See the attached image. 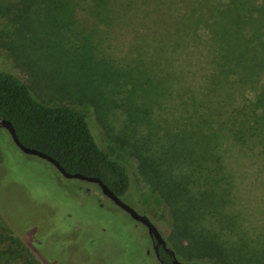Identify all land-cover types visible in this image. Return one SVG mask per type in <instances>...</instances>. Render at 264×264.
<instances>
[{"label":"rangeland","instance_id":"obj_1","mask_svg":"<svg viewBox=\"0 0 264 264\" xmlns=\"http://www.w3.org/2000/svg\"><path fill=\"white\" fill-rule=\"evenodd\" d=\"M16 3L0 0V72L21 79L45 104L83 115L108 157L130 172L132 187L123 201L150 217L167 239L165 230L173 223L172 213L153 183L151 142L144 124H127L125 98L129 97L122 87L125 74L120 71L133 70L136 76L137 67L171 68L180 74L175 81L179 87H191L200 94L213 69L205 59L207 50L185 36L180 47L166 52L161 49L160 34L180 32L189 22L190 26L197 24L212 15L213 4L209 0H101L105 11L98 16L87 11L92 0H79L76 7L74 2L61 0V11L51 13L57 35L41 42L39 37L47 30L42 31L36 23L39 18ZM207 32L201 29V34ZM49 46L57 52L52 59L42 51ZM156 57L163 65L156 66ZM246 92L248 98L254 94ZM179 93L160 96L177 115L182 112ZM236 99L244 100L241 93ZM174 128L185 139L186 152L197 159L196 130L181 120ZM0 142L6 151L5 161L0 158V225L8 227L40 264H160L148 229L94 185L66 179L48 163L13 148L3 128ZM219 149L229 172L218 181L227 185V208L239 213L249 236L264 245V158L258 149L241 150L232 144ZM82 189L96 198L95 205L88 203ZM173 245L181 262L216 264L189 252L186 239L175 238Z\"/></svg>","mask_w":264,"mask_h":264},{"label":"trees","instance_id":"obj_2","mask_svg":"<svg viewBox=\"0 0 264 264\" xmlns=\"http://www.w3.org/2000/svg\"><path fill=\"white\" fill-rule=\"evenodd\" d=\"M69 1L78 6L79 0ZM95 1L92 0L87 11L100 16L105 9L101 0ZM209 1L214 6L212 15L197 24H185L180 32L160 34L161 49L166 52L180 47L185 36L188 42L200 43L207 50L205 59L213 69L206 76L201 93L197 94L199 91L191 87H179L175 81L180 74L171 68L165 71L136 66V76L133 70H122L120 74L126 77L122 87H126L124 92L130 99L125 98L127 124L138 127L143 123L146 138L151 142L153 183L159 187L173 218L172 225L165 230L166 240L178 259L181 256L173 245L175 238L186 239L189 252L216 264H264V245H257L245 230L241 215L227 208L230 201L225 193L227 185L218 182L229 173L219 146L232 144L241 150L258 149L264 158V0ZM15 2L28 15L39 18L36 23L42 31L47 30L43 38L39 37L41 42L55 38L57 26L51 21V13L61 11V0ZM202 28L208 32L201 34ZM51 45H55L53 41ZM54 48L49 46L42 51L48 52L52 59L57 53ZM157 57L160 59L159 54ZM157 57L154 62L158 65H155H163ZM246 89L254 93L251 98ZM168 93L170 97L180 94V115L161 102L160 96ZM239 93L244 98L241 103L236 99ZM0 117L13 124L26 147L53 157L69 173L99 178L121 198L129 195L132 178L128 168L108 157L87 119L68 107L45 104L26 83L8 72H0ZM178 120L198 133L199 154L195 160L184 149L185 139L174 128ZM5 132L11 146L21 151L8 131ZM3 148L0 142L1 162L5 161ZM36 158L60 174L48 161ZM84 183L94 185L101 192L98 185ZM80 191L90 199L88 203L95 205L96 198L88 189ZM99 210L103 211L100 204ZM161 254L169 259L163 250ZM0 264L40 262L8 227L0 225Z\"/></svg>","mask_w":264,"mask_h":264},{"label":"water","instance_id":"obj_3","mask_svg":"<svg viewBox=\"0 0 264 264\" xmlns=\"http://www.w3.org/2000/svg\"><path fill=\"white\" fill-rule=\"evenodd\" d=\"M0 128H3L8 131L10 134L14 144L24 153L30 156H36L39 157L43 160L48 161L50 164H52L59 172L60 174L70 180H80L83 182H89L93 183L99 186L101 189L102 194L112 201L117 207L128 213L132 219L135 221L143 224L147 229L149 236L156 240L157 244L155 246V251L158 253V248L160 245L163 246L164 250L166 251L167 254H169L171 257H173L172 264H186L184 262H181L177 257L176 253L174 250H172L170 247L167 245V241L163 237L162 233L159 231L157 226L154 224V222L148 217L147 215H142L138 211H136L133 207L128 205L123 201V199L119 196H117L102 180L96 177H89L85 176L83 174H78V173H69L66 171V169L53 157L49 156L48 154L39 151L37 149H32L29 147H26L24 144L21 143L20 139L18 138V135L16 133V130L13 126V124L8 121L5 118L0 117Z\"/></svg>","mask_w":264,"mask_h":264},{"label":"flooded vegetation","instance_id":"obj_4","mask_svg":"<svg viewBox=\"0 0 264 264\" xmlns=\"http://www.w3.org/2000/svg\"><path fill=\"white\" fill-rule=\"evenodd\" d=\"M112 202V201H111ZM101 207H102V205H100ZM137 222V221H136ZM144 226V225H143ZM158 228V227H157ZM159 229V228H158ZM160 231V230H159ZM161 232V231H160ZM163 235V234H162ZM163 237H164V235H163ZM151 238V237H150ZM165 238V237H164ZM165 240H166V238H165ZM151 241H152V247H153V251H154V254H155V256H156V260H157V262H159L160 264H172V261H173V257H171L169 254H167L166 253V251L164 250V248H163V246L162 245H160L159 246V248H158V253H156V251H155V246H156V244H157V242H156V240H154L153 238H151ZM167 241V240H166ZM167 245H168V243H167ZM169 247V246H168ZM164 251L168 256H169V259L168 260H166V258H164V257H162V254H161V251ZM150 253V251H148L147 252V254H149ZM176 257H177V255H176ZM178 258V257H177Z\"/></svg>","mask_w":264,"mask_h":264}]
</instances>
